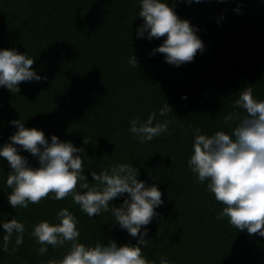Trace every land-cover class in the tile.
Returning a JSON list of instances; mask_svg holds the SVG:
<instances>
[{
	"label": "trees",
	"instance_id": "trees-1",
	"mask_svg": "<svg viewBox=\"0 0 264 264\" xmlns=\"http://www.w3.org/2000/svg\"><path fill=\"white\" fill-rule=\"evenodd\" d=\"M168 2L198 27L205 45L180 66L151 53L164 37L136 36L143 23L137 16L139 0H0V48L27 51L35 56L32 68L47 77L21 82L18 93L0 87V144L16 130L10 120L20 118L26 127L43 129L49 140L56 134L83 147L90 183L91 171L99 173L115 162L136 166L138 179L156 182L164 200L147 226L149 244L143 248L157 264L164 254L174 264H264V236L217 219L223 205L187 165L194 128L209 135L230 131L225 116L249 84L264 98V0ZM131 55L138 58L137 68L129 64ZM164 101L173 108L169 133L140 143L128 131L129 120L146 118ZM20 152L38 166L30 152ZM0 162V220L14 216L26 225L21 245L15 247L13 237L8 250H0V264H48L61 258L68 245H49L39 255L31 231L41 220L56 222L63 207L78 217L81 242L135 243L110 211L89 217L71 195L56 200L49 193L38 204L13 209L7 200L10 168L6 158ZM124 196L112 203L118 206ZM3 232L0 227V243Z\"/></svg>",
	"mask_w": 264,
	"mask_h": 264
},
{
	"label": "clouds",
	"instance_id": "clouds-1",
	"mask_svg": "<svg viewBox=\"0 0 264 264\" xmlns=\"http://www.w3.org/2000/svg\"><path fill=\"white\" fill-rule=\"evenodd\" d=\"M139 5L137 16L143 18V23L137 27L136 36L149 40L164 37L151 50L152 54L162 53L166 62L180 66L192 61L198 51L203 52L205 45L197 34L198 27L179 17L168 0H139ZM235 11L239 12V7ZM34 61L35 56L27 51L0 48V87L18 93L21 82L46 80V76L32 68ZM129 64L137 68L138 58L131 55ZM181 98L186 99V94ZM170 113L173 108L164 101L158 111L150 112L146 118L132 117L128 131L142 144L152 141L169 133ZM225 122H231L228 132L218 130L209 135L200 128L193 129L188 168L199 183L207 182V190L223 205L217 219L227 218L236 229L264 236V98L254 95L251 84L239 92ZM10 123L16 130L9 136V142L0 144V157L6 158L10 168L6 176L7 188L11 189L7 200L13 209L38 204L49 193H54L52 198L56 200L71 195L89 217L110 211L114 222L136 238L135 243L118 244L111 238L107 242L83 243L78 217L63 207L56 213V222L45 219L32 226L31 235L39 245V255L46 254L49 245L53 248L68 245L61 258H52L48 264H157L143 251L149 244L145 238L147 226L158 215L157 208L164 204L156 182L138 179V168L132 163L115 162L99 173L91 171L90 183L80 155L83 147L56 134H51L49 140L43 129L26 127L24 119H11ZM20 149L30 152L38 160V166L30 164ZM118 196L124 198L117 206L112 201ZM0 227L4 230L0 250L7 251L13 237L15 247L24 242L26 225L21 220L14 216L0 220ZM159 264L174 262L164 254Z\"/></svg>",
	"mask_w": 264,
	"mask_h": 264
}]
</instances>
